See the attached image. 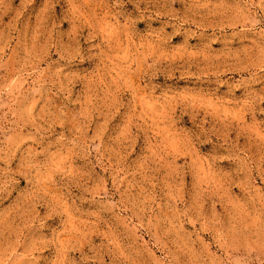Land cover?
Returning a JSON list of instances; mask_svg holds the SVG:
<instances>
[{
    "label": "rangeland",
    "instance_id": "rangeland-1",
    "mask_svg": "<svg viewBox=\"0 0 264 264\" xmlns=\"http://www.w3.org/2000/svg\"><path fill=\"white\" fill-rule=\"evenodd\" d=\"M0 264H264V0H0Z\"/></svg>",
    "mask_w": 264,
    "mask_h": 264
}]
</instances>
